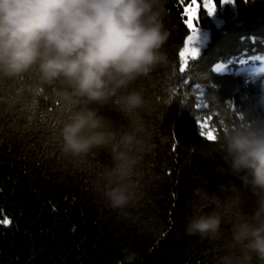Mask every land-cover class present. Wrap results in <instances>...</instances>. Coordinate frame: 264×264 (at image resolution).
Listing matches in <instances>:
<instances>
[{
    "label": "trees",
    "instance_id": "trees-1",
    "mask_svg": "<svg viewBox=\"0 0 264 264\" xmlns=\"http://www.w3.org/2000/svg\"><path fill=\"white\" fill-rule=\"evenodd\" d=\"M183 7L167 2L169 64L147 83L155 101L146 117L153 148L141 169L145 202L132 218L92 193L104 153L80 169L60 156L56 132L67 109L51 91L41 92L34 75L0 83V264H122V249L135 252L132 264H216L219 243L185 232L195 194L218 197L226 219L237 210L227 202L239 195L247 210L250 198L237 193L238 182L215 173V145L199 135L198 124L207 120L217 135L241 120L264 128V74L234 72L253 65L240 61L246 57L264 62V0H216L219 23L201 7L196 26L209 37L181 73L179 51L188 36ZM215 64L224 71H214ZM106 114L123 123L115 105Z\"/></svg>",
    "mask_w": 264,
    "mask_h": 264
},
{
    "label": "clouds",
    "instance_id": "clouds-1",
    "mask_svg": "<svg viewBox=\"0 0 264 264\" xmlns=\"http://www.w3.org/2000/svg\"><path fill=\"white\" fill-rule=\"evenodd\" d=\"M167 2L0 0V83L34 75L41 92L51 91L67 109L56 132L60 156L80 169L104 153L92 193L126 218L146 198L141 169L153 148L146 117L155 108L147 83L169 64ZM114 105L123 123L106 114ZM213 143L215 173L238 182L250 203L245 210L234 196L227 203L237 210L226 219V204L201 190L185 232L219 243L216 264H264V128L241 120ZM134 259L122 249V264Z\"/></svg>",
    "mask_w": 264,
    "mask_h": 264
},
{
    "label": "snow or ice",
    "instance_id": "snow-or-ice-1",
    "mask_svg": "<svg viewBox=\"0 0 264 264\" xmlns=\"http://www.w3.org/2000/svg\"><path fill=\"white\" fill-rule=\"evenodd\" d=\"M179 2L184 5L183 11L181 13L182 22L191 33V35H188L185 38L184 46L179 51V57L181 60L179 71L183 73L188 68L189 58H195L198 55V49L191 46L192 40L194 39L197 31V27L195 26L193 21L197 23L199 22V10L201 7L206 11L208 15L214 14L216 10V0H190V2L187 4L184 3V0H179ZM234 2L235 0H219V4L221 5L231 4ZM171 102L172 101H169V103ZM181 103H183V101H181ZM198 130L199 135L205 137L208 141H215L217 139V130L215 128H208L207 120H205L203 123L198 124ZM2 223L7 226L11 224V220L5 218Z\"/></svg>",
    "mask_w": 264,
    "mask_h": 264
},
{
    "label": "rangeland",
    "instance_id": "rangeland-1",
    "mask_svg": "<svg viewBox=\"0 0 264 264\" xmlns=\"http://www.w3.org/2000/svg\"><path fill=\"white\" fill-rule=\"evenodd\" d=\"M207 14V13H206ZM194 15H195V12H194ZM208 15V14H207ZM210 18L214 19L216 21V23H219L218 21H220L219 19L214 18V14L212 15H208ZM193 23L195 24L196 26V22L193 21ZM197 27V26H196ZM188 35H191V33L189 32L188 30ZM208 37H209V33L205 30V29H200L199 27H197V31H196V35L194 37V39L192 40V44L191 46L193 48H196V49H200L201 47H203L205 45V43L207 42L208 40ZM184 46V44H183ZM183 48V47H182ZM241 69H239L238 71L240 70H243V71H248V70H262L264 71V66L263 65H260L258 64L256 67H252V68H249V69H245V68H242L240 67ZM214 70L216 72H223V65L222 64H217L215 67H214Z\"/></svg>",
    "mask_w": 264,
    "mask_h": 264
},
{
    "label": "bare ground",
    "instance_id": "bare-ground-1",
    "mask_svg": "<svg viewBox=\"0 0 264 264\" xmlns=\"http://www.w3.org/2000/svg\"><path fill=\"white\" fill-rule=\"evenodd\" d=\"M253 55H257V54H253ZM241 62L246 63V62H250L251 61V57H246L245 59H241Z\"/></svg>",
    "mask_w": 264,
    "mask_h": 264
}]
</instances>
